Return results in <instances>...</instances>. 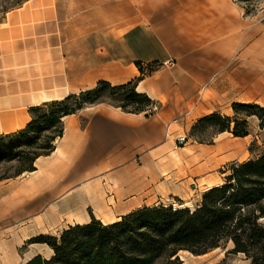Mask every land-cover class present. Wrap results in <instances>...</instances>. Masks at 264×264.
I'll list each match as a JSON object with an SVG mask.
<instances>
[{
	"label": "crops",
	"instance_id": "obj_1",
	"mask_svg": "<svg viewBox=\"0 0 264 264\" xmlns=\"http://www.w3.org/2000/svg\"><path fill=\"white\" fill-rule=\"evenodd\" d=\"M73 1L67 19L55 0H27L0 23V135L24 129L32 108L100 81L136 82V91L161 107L147 116L98 104L64 117L62 137L49 156L36 159L35 171L0 182V242L9 254L67 217L71 222L62 227L92 219L107 225L160 205L146 198L156 183L176 192L178 179L201 174L217 186L208 171L234 159L236 151L220 155L231 143L191 145L179 154L173 147L178 131L172 127L166 137V126L194 99V115L214 111L216 102L257 101L242 95L234 69L242 22L228 0H122L121 8L117 0ZM166 62L171 66L160 67ZM73 176L77 181L67 183ZM17 211L24 213L13 219ZM19 219L29 223L13 229Z\"/></svg>",
	"mask_w": 264,
	"mask_h": 264
},
{
	"label": "trees",
	"instance_id": "obj_2",
	"mask_svg": "<svg viewBox=\"0 0 264 264\" xmlns=\"http://www.w3.org/2000/svg\"><path fill=\"white\" fill-rule=\"evenodd\" d=\"M118 93L123 99L115 107L126 113H145L155 104L136 91V82L113 86L100 81L92 89L32 108L24 129L0 135V163L18 164L13 176L0 181L35 171L36 159L49 156L62 137L64 117ZM231 108L234 118L213 113L199 122L235 138L249 135L241 115L256 116L264 128L263 107L233 103ZM229 242L231 253L245 255L251 264H264V155L233 167L225 183L204 192L193 210L160 204L132 211L111 224L92 219L68 226L58 237L31 238L27 244H45L52 256L37 255L26 264H155L161 258L178 259L180 251L202 256Z\"/></svg>",
	"mask_w": 264,
	"mask_h": 264
},
{
	"label": "rangeland",
	"instance_id": "obj_3",
	"mask_svg": "<svg viewBox=\"0 0 264 264\" xmlns=\"http://www.w3.org/2000/svg\"><path fill=\"white\" fill-rule=\"evenodd\" d=\"M27 0H0V23L3 21L7 13L10 11L19 8ZM229 5L233 8L235 12H239L242 22V44L240 50L235 52L232 60L236 58L234 69L237 70L239 82L242 86V95H249L251 98L257 99L247 100L244 102L241 101H230L226 102H216L217 109L209 113H204L201 115H194L190 112L193 110L194 106L199 101L194 99L187 106V112L185 114H180L174 117L171 120V130L172 127H175L178 131V135L173 138L174 149L180 154V152H187V150H179L183 148H188L191 145L198 147L201 146H211L215 144H220L221 139L225 143H231L229 148L222 151L220 155L225 154L229 155L232 152L236 151V156L230 162H226L219 167L211 168L208 171V174H213L217 176V186L223 185L225 183V178L231 174V169L239 164L245 163L247 161L255 160L264 155V128L260 127V120L256 116L246 117L241 115L240 118L245 119L248 124L249 135L244 138H235L230 132L220 133L216 126H210L207 123H200L199 121L207 116L212 115L213 113L219 114L221 117L234 118V113L232 110L233 103H242V104H257L264 108V0H228ZM56 4L61 7L62 17L66 19L72 16L73 13V0H55ZM119 7H125V2L122 0H117ZM229 10L228 8H226ZM125 10V9H124ZM70 14V15H69ZM241 60V61H240ZM240 61V62H239ZM256 62V65H254ZM234 62H231L230 65H233ZM171 62L163 64L160 67H170ZM94 88V87H93ZM92 89V88H91ZM89 90V89H88ZM122 93H118L115 97H107L104 103L113 107L120 104V101L123 99L121 97ZM210 101V105L213 106V101L211 96H205L204 100ZM203 100V99H202ZM98 105V104H97ZM215 106V103H214ZM161 105L157 102L153 104L150 109L145 112V114L153 115L159 109ZM261 116L264 117V114ZM175 121V122H173ZM234 124H231V127ZM186 137V143L183 145H177L175 140L179 136ZM182 155H178V159ZM216 157V155L214 156ZM199 163H196L194 167L198 166ZM18 167L16 161L13 162H2L0 163V177L13 176ZM29 172H24L23 174L1 180L2 183H9L11 180H19L22 177L26 176ZM201 174L195 175L193 177L183 176V178L178 179L176 182L177 191L174 192V188L168 190H158L156 187L159 186V183H156L151 190V194L146 195V198L150 201L161 200V205L172 206L174 209H183L189 207L191 210L195 209L201 202V197L204 192L208 191L207 189L214 186L211 181L203 182L201 180ZM165 179H162L164 181ZM68 182L77 181V177L67 178ZM170 182V181H169ZM74 202L71 201L68 203L72 205ZM24 212L17 211L11 217L13 219L19 218ZM115 213V212H114ZM103 220H106L102 218ZM65 222H59V226L51 227L49 233L38 234L35 223H31V227L34 232L37 234L32 237L35 238L39 235L58 237L60 232L67 227H62L61 225L71 222L69 217L64 219ZM112 220V219H111ZM109 220V221H111ZM12 228L20 229L25 223H29L28 219H19L14 221ZM106 222V221H105ZM4 231V230H3ZM31 239V238H30ZM29 240V239H28ZM18 243L16 250L17 254H9V248L4 247L3 243L0 242V264H23L29 257L40 253L43 258H50L52 252L45 244L33 243L27 244V241ZM233 248L231 242L221 245L219 248L208 252L204 256H194L191 253L179 252L177 254L178 259L173 257L171 261L165 258L159 259L155 264H181L182 259H184V264H251V260L243 254H234L230 250ZM15 253V252H14ZM181 256V257H179ZM181 258V259H180Z\"/></svg>",
	"mask_w": 264,
	"mask_h": 264
},
{
	"label": "built area",
	"instance_id": "obj_4",
	"mask_svg": "<svg viewBox=\"0 0 264 264\" xmlns=\"http://www.w3.org/2000/svg\"><path fill=\"white\" fill-rule=\"evenodd\" d=\"M165 64H167V62ZM173 122H175V121H173ZM170 128H171V123H169L166 126V137H168L170 135ZM175 143L177 145H183V144H185L186 143V137L184 135L177 137L176 140H175Z\"/></svg>",
	"mask_w": 264,
	"mask_h": 264
},
{
	"label": "bare ground",
	"instance_id": "obj_5",
	"mask_svg": "<svg viewBox=\"0 0 264 264\" xmlns=\"http://www.w3.org/2000/svg\"><path fill=\"white\" fill-rule=\"evenodd\" d=\"M56 142H57V141H56ZM39 158H40V157H39ZM39 158H38V159H39ZM44 159H45V158H44ZM39 160H40V159H39ZM36 162H37V161H36ZM212 188H214V187H211V186H210L207 190H210V189H212ZM21 191H22V190H21ZM17 193H18V192H17ZM17 193H16V194H17ZM19 193H20V192H19ZM19 193H18V194H19ZM30 195H31V194H30ZM19 196H20V195H19ZM15 197H16V196H15ZM4 198H5V197H4ZM17 199H18V198H17ZM17 199H16V200H17ZM22 199H23V198H22ZM8 201H9V200H8ZM24 204H25V203H24ZM23 207H24V206H23ZM25 207H26V206H25ZM187 208H189V207H187ZM23 209H24V208H23ZM103 222H105V221H103ZM109 222H110V221H109ZM181 252L188 253V252H186V251H181Z\"/></svg>",
	"mask_w": 264,
	"mask_h": 264
},
{
	"label": "water",
	"instance_id": "obj_6",
	"mask_svg": "<svg viewBox=\"0 0 264 264\" xmlns=\"http://www.w3.org/2000/svg\"><path fill=\"white\" fill-rule=\"evenodd\" d=\"M178 257V256H177Z\"/></svg>",
	"mask_w": 264,
	"mask_h": 264
}]
</instances>
